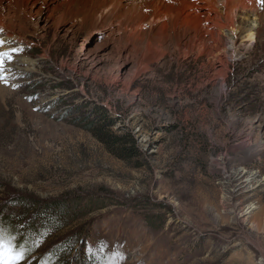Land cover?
<instances>
[{"label": "rangeland", "instance_id": "rangeland-1", "mask_svg": "<svg viewBox=\"0 0 264 264\" xmlns=\"http://www.w3.org/2000/svg\"><path fill=\"white\" fill-rule=\"evenodd\" d=\"M82 1L0 0L24 62L1 78L0 233L17 246L5 216L79 196L103 209L26 242L22 264L75 229L100 264H264V0L231 60L233 33L204 35L176 2Z\"/></svg>", "mask_w": 264, "mask_h": 264}, {"label": "trees", "instance_id": "trees-1", "mask_svg": "<svg viewBox=\"0 0 264 264\" xmlns=\"http://www.w3.org/2000/svg\"><path fill=\"white\" fill-rule=\"evenodd\" d=\"M103 126L102 128H104ZM110 128V126H108ZM94 133L100 141L106 146L107 150L114 156L121 159L134 158L136 156L137 147L132 137L129 135L114 136L112 133H103L102 129L95 130ZM99 133V134H98ZM100 201H87L83 197H72L66 200H55L49 202H37L34 200L28 201L21 207L19 214L5 216L11 229H8V235L15 236L19 239L17 242V250H28V253L33 252L31 246H26V242L33 243L36 238H42L44 233L55 231L59 232L64 229V225L80 223L81 219L87 214H94L103 209L99 206ZM19 204V202H15ZM8 224V223H7ZM21 229H17V226ZM29 225V226H28ZM18 230H21L20 232ZM88 236V234H87ZM87 236L82 233V230H73L71 234L63 236L59 244H54L51 251V257H45L46 263L54 264H100L95 257H86L84 255L85 247L87 246ZM13 241L12 239H10ZM76 246L78 250H73ZM77 252L73 260L72 253ZM53 259V260H52ZM51 261V262H49Z\"/></svg>", "mask_w": 264, "mask_h": 264}, {"label": "bare ground", "instance_id": "bare-ground-1", "mask_svg": "<svg viewBox=\"0 0 264 264\" xmlns=\"http://www.w3.org/2000/svg\"><path fill=\"white\" fill-rule=\"evenodd\" d=\"M87 1L89 0H86V2ZM170 1L179 4L177 13L181 16L185 14L189 19L196 18L200 21L201 27L199 29L201 33L202 30L204 31V35H210L212 39L216 40L215 36H220L221 33L226 31L233 33V39H224V41H222L229 60H231V57L233 58L239 56L237 42L240 39L244 37L247 38L248 41H254L255 39L256 35L254 33L253 24H255L256 20L252 21V23L250 22L257 16V0H198L197 2H190L189 0ZM145 2L148 1L134 0L133 8L127 9L129 6L127 5L126 10L136 14L138 7L145 4ZM158 4L165 5V3L161 0H157L155 6H158ZM118 6L121 8L124 7L120 1ZM5 10L7 9H0V51L3 50L7 52L10 48L17 49L16 47H18L19 49L20 46H22V41L16 33V29L18 27L16 21H19L18 17L13 16L9 19L8 16L4 15ZM165 17H161L158 20H162ZM216 30L218 35L216 34ZM219 36L217 39H220ZM7 53H9V51ZM10 61L12 64H10ZM23 63L19 64L17 57L13 55H10V59L8 57L4 58L3 67L0 68V89L2 87V73L6 74L16 67L19 68V66ZM3 89L4 87H2V91ZM243 146L249 145L244 142Z\"/></svg>", "mask_w": 264, "mask_h": 264}, {"label": "snow or ice", "instance_id": "snow-or-ice-1", "mask_svg": "<svg viewBox=\"0 0 264 264\" xmlns=\"http://www.w3.org/2000/svg\"><path fill=\"white\" fill-rule=\"evenodd\" d=\"M5 57L10 58L9 53H0V68L3 67ZM24 258V251L17 250L12 241L0 233V260L3 261V264H22Z\"/></svg>", "mask_w": 264, "mask_h": 264}]
</instances>
